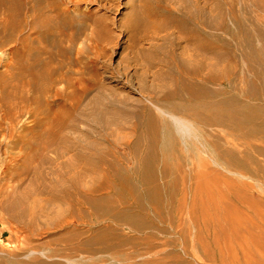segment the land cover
<instances>
[{"label":"bare ground","instance_id":"6f19581e","mask_svg":"<svg viewBox=\"0 0 264 264\" xmlns=\"http://www.w3.org/2000/svg\"><path fill=\"white\" fill-rule=\"evenodd\" d=\"M259 2L264 4V0ZM50 7V0H0V46L16 40L26 26L50 24L47 18L38 20ZM244 8L251 12L249 6L244 4ZM235 9V28L223 26L230 38L194 27L190 32L194 36L192 56L173 57L177 71L168 73L173 88L164 97L161 113H151L142 128L148 150L140 167L124 165L111 143L99 154V164L106 165L96 168L102 175L99 182L86 185L79 174L67 175L60 192L47 191L48 204L69 206L54 230L43 231L48 235L46 241L33 243L36 222H25L23 214L37 216L39 202L28 203L20 189L37 172L31 162L57 141L83 93L74 91L68 97L73 105L59 109L48 135L36 133L28 142L22 162L0 166V212L8 217L22 212L9 229L23 231L28 238L26 258L10 253L0 257V264L134 263L139 253H126L122 247L139 240L149 254L142 264H191L177 249L180 240L187 253L189 249L195 255L200 249L221 264H249L248 259L240 260L232 245L236 241L264 247V232H260L264 230V187L258 178L257 183L247 180H264V160L257 156L264 154V147L253 144L257 138L264 141V18L248 19ZM29 12L35 18L29 19ZM154 15L147 5L133 22L155 23ZM21 57L15 53L17 73L12 90L6 91L5 81L0 83L6 91L0 102V130H13L19 117L32 113L30 100L39 102L57 81L73 85L71 79H58L45 66ZM28 87L39 95L30 98ZM119 219L129 222L135 234L121 232L114 224ZM104 220L108 222L101 224ZM244 232L250 233L249 239ZM159 233H172L176 238L161 241ZM85 251L92 255L81 262L76 254ZM103 252H109L111 261L100 259L97 254Z\"/></svg>","mask_w":264,"mask_h":264},{"label":"rangeland","instance_id":"374dc122","mask_svg":"<svg viewBox=\"0 0 264 264\" xmlns=\"http://www.w3.org/2000/svg\"><path fill=\"white\" fill-rule=\"evenodd\" d=\"M232 1L50 0V10L45 9L38 17V20L47 18L50 24L26 26L17 33L16 40L0 46V83L5 81L8 84L6 91L12 90L11 85L16 83L15 53H20L22 59L29 58L41 67L45 66L58 79L65 77L73 81L72 86L65 80L57 81L39 102L30 100L32 113L25 112L19 117L13 130H0V166L5 162H22V151H27L28 142L36 133L48 135L52 131L51 122L58 118L59 109L73 105L68 97L74 91L83 93L78 109L67 117V126L59 132L57 141L31 162L37 172L22 182L21 195L28 197V203L39 202L37 216L23 214L25 222L33 219L36 222L31 235L33 243L46 241L48 235L43 231L54 230L55 223L68 214V204L57 207L47 203V191L53 188L60 192L61 182L67 175L79 174L86 185L99 182L102 175L96 168L106 167L99 164V154L105 153L111 143L115 144L117 155L124 159V165L140 167L141 157L148 150L142 128L147 125L151 113H161L165 106L164 97L173 88L168 77L171 70L177 71L173 57L187 59L192 56L194 36L190 32L194 27H204L230 38L223 26L235 28L232 9L236 8L237 13L248 19L264 18V4L260 0H234V8ZM244 4L250 7V13L245 11ZM147 5L155 14L154 22L160 26L133 22L139 19L140 12H144ZM28 18L35 16L29 12ZM241 66L246 68V63L242 62ZM4 91L0 89V102ZM27 94L30 98L39 95L30 87ZM186 133H190V129ZM253 144L264 147V141L259 138ZM257 156L264 160V154ZM257 178L264 187V180L259 177L247 180L257 183ZM12 215L14 217H8L0 212V257L16 252L26 258V233L9 229L22 212ZM107 222L104 220L101 224ZM114 224L121 232L135 234L124 219L114 221ZM250 236L244 232L245 239ZM175 238L172 233H159L161 241ZM233 242L232 247L240 260L264 264V247ZM179 243L178 251L191 264H221L200 249L195 255L189 249L187 253L183 242L180 240ZM122 250L137 252L140 256L134 263L115 261V264H142L149 257L142 240L124 245ZM91 255L90 252H79L76 258L82 262ZM97 255L101 260L108 259L109 252Z\"/></svg>","mask_w":264,"mask_h":264}]
</instances>
